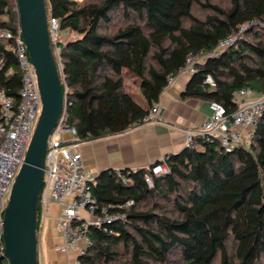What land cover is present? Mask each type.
<instances>
[{
    "label": "trees",
    "instance_id": "obj_1",
    "mask_svg": "<svg viewBox=\"0 0 264 264\" xmlns=\"http://www.w3.org/2000/svg\"><path fill=\"white\" fill-rule=\"evenodd\" d=\"M47 17L74 35L51 45L65 124L76 143L139 126L191 55L206 59L182 99L217 102L227 116L241 90L264 96V0H44ZM198 14H201L199 16ZM0 27L18 32L16 0H0ZM235 43L208 56L220 41ZM0 41V93L18 102L16 57ZM135 79L142 103L125 88ZM210 78L211 87L206 83ZM163 164L168 173L144 175ZM125 179V182L122 181ZM91 193L101 211L122 212L125 223L90 227L91 245L79 264H260L264 260V111L248 146L224 152L216 141L166 155L148 169L103 170ZM128 201L133 205L121 207ZM41 221L37 213V229ZM0 264L3 256L0 232Z\"/></svg>",
    "mask_w": 264,
    "mask_h": 264
},
{
    "label": "built area",
    "instance_id": "obj_2",
    "mask_svg": "<svg viewBox=\"0 0 264 264\" xmlns=\"http://www.w3.org/2000/svg\"><path fill=\"white\" fill-rule=\"evenodd\" d=\"M47 25L50 44L59 55L57 46L61 36L58 21L48 16ZM244 30L242 27L238 33L220 41L208 56L217 55L232 46ZM0 41L8 43L6 49L15 55L21 74L17 104L12 97L6 96L3 92L0 93V232L2 233V218L6 202L16 175L24 162L42 110V101L35 69L20 29L13 33L9 29L0 27ZM205 59L206 56L201 54L187 57L180 73H193L195 65L202 63ZM173 81L174 78H169L168 86ZM206 83L214 87L209 77ZM252 96L249 90L236 93L234 99L238 107L229 116L221 104L210 102L208 120L198 127L184 130L185 148H195L198 140L216 141L224 152L248 146L264 111V96L250 99ZM63 100V113L48 139L39 208L42 218L48 216L51 204L61 209L58 228L62 238L57 250L64 254L75 253L76 259L72 264H79L78 257L85 255L87 248L91 245L90 227L100 229L105 224L113 222L125 223L127 217L122 212L97 213L98 205L91 193V186L95 184L96 175L84 168L82 156L76 150L78 146L76 132L65 124V97ZM157 115L158 111L153 108L143 122H154L157 120ZM166 173L168 169L163 164L151 167L149 173L144 175L146 185L151 188L152 176ZM122 181L125 182V179ZM132 205L133 201H128L121 208L127 210Z\"/></svg>",
    "mask_w": 264,
    "mask_h": 264
},
{
    "label": "water",
    "instance_id": "obj_3",
    "mask_svg": "<svg viewBox=\"0 0 264 264\" xmlns=\"http://www.w3.org/2000/svg\"><path fill=\"white\" fill-rule=\"evenodd\" d=\"M21 36L35 69L42 110L2 218L3 256L9 264H38L37 213L48 139L63 113L44 0H16Z\"/></svg>",
    "mask_w": 264,
    "mask_h": 264
},
{
    "label": "crops",
    "instance_id": "obj_4",
    "mask_svg": "<svg viewBox=\"0 0 264 264\" xmlns=\"http://www.w3.org/2000/svg\"><path fill=\"white\" fill-rule=\"evenodd\" d=\"M192 73H180L161 94L154 108L157 120L143 122L127 132L93 142L78 144L84 168L94 175L103 170L148 169L166 155L185 148L184 130L202 125L210 116L209 103L196 99L183 100L182 94ZM61 209L51 204L48 216L41 217L37 229V254L43 264H72L75 253L57 250L62 233L58 228Z\"/></svg>",
    "mask_w": 264,
    "mask_h": 264
},
{
    "label": "rangeland",
    "instance_id": "obj_5",
    "mask_svg": "<svg viewBox=\"0 0 264 264\" xmlns=\"http://www.w3.org/2000/svg\"><path fill=\"white\" fill-rule=\"evenodd\" d=\"M74 1H77V2H81L83 0H74ZM214 2H218L220 5H226L227 4V0H213ZM199 16H201V14H198ZM262 27H264V25H260ZM60 36H61V40L62 42H66L67 40L71 39L72 37H74L73 34L71 33H67V31H60ZM59 50V49H58ZM135 79L131 78V77H128L126 80H125V88L126 90L131 93L136 101L138 103H142V98L140 96V93H139V90H138V87L137 85L134 83ZM256 98L254 95L252 97H250V99H254ZM7 203V202H6ZM38 264H43V261L41 258L38 257ZM260 264H264V260L260 263Z\"/></svg>",
    "mask_w": 264,
    "mask_h": 264
}]
</instances>
